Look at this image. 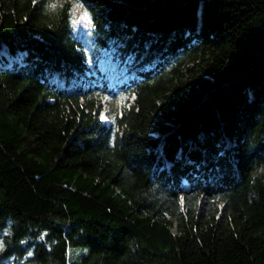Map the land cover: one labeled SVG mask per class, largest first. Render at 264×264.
I'll return each mask as SVG.
<instances>
[{
	"label": "trees",
	"instance_id": "1",
	"mask_svg": "<svg viewBox=\"0 0 264 264\" xmlns=\"http://www.w3.org/2000/svg\"><path fill=\"white\" fill-rule=\"evenodd\" d=\"M74 1L0 0V261L264 264V0Z\"/></svg>",
	"mask_w": 264,
	"mask_h": 264
},
{
	"label": "rangeland",
	"instance_id": "2",
	"mask_svg": "<svg viewBox=\"0 0 264 264\" xmlns=\"http://www.w3.org/2000/svg\"><path fill=\"white\" fill-rule=\"evenodd\" d=\"M65 1H69L71 3V27L74 35L80 40L83 48L88 52H92L93 46L91 41V23L88 14L84 10V8L80 5V3L75 2L74 0H52L54 4H60ZM83 17V18H82ZM89 57L92 58V53ZM93 58H97L96 62L97 68L100 69H112L118 66V63L112 60L111 54L98 50ZM132 98H127L126 96H117V98H102L99 108L100 109V120L103 122H110L107 119L108 116H114L123 106H127L131 104ZM107 118V119H106ZM3 249V234L0 233V253ZM12 259H8L6 261L1 260L0 264H11Z\"/></svg>",
	"mask_w": 264,
	"mask_h": 264
},
{
	"label": "snow or ice",
	"instance_id": "3",
	"mask_svg": "<svg viewBox=\"0 0 264 264\" xmlns=\"http://www.w3.org/2000/svg\"><path fill=\"white\" fill-rule=\"evenodd\" d=\"M83 18V17H82Z\"/></svg>",
	"mask_w": 264,
	"mask_h": 264
}]
</instances>
